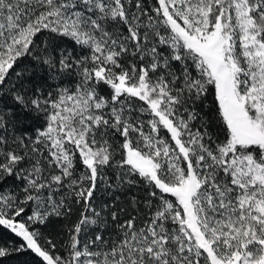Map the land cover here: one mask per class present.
Listing matches in <instances>:
<instances>
[{
  "label": "snow or ice",
  "instance_id": "snow-or-ice-1",
  "mask_svg": "<svg viewBox=\"0 0 264 264\" xmlns=\"http://www.w3.org/2000/svg\"><path fill=\"white\" fill-rule=\"evenodd\" d=\"M5 94L0 264H264V0H0Z\"/></svg>",
  "mask_w": 264,
  "mask_h": 264
},
{
  "label": "trees",
  "instance_id": "trees-1",
  "mask_svg": "<svg viewBox=\"0 0 264 264\" xmlns=\"http://www.w3.org/2000/svg\"><path fill=\"white\" fill-rule=\"evenodd\" d=\"M149 7H151L154 3V0H145ZM32 62L25 60L21 63L18 71L23 70L26 65H30ZM28 71H32L29 67ZM25 79L27 80V74H25ZM33 83H41L42 79L39 74L34 75L32 78ZM49 83H55L56 81L49 80ZM68 86V85H66ZM0 110H10L15 113L16 117L19 121L23 122L24 127L27 128L28 135H33L34 130L43 124L41 119L32 117L30 114L23 113L14 103L12 97L10 95L5 94L2 98H0ZM203 113H208L212 116L215 114V102L214 97L209 96L203 103ZM114 183L115 181L112 180ZM13 185V181L11 178L6 181L5 191L11 189ZM144 190L140 185H132L126 186L124 190L119 192H106L103 188L99 193L96 194V203L97 205L104 204L107 206L108 210H119L121 208L127 209V212H132L133 209L131 207V200L133 197H143ZM142 206V205H141ZM81 208L79 206H73V213L70 216V219H53V222L46 228L44 231L46 233H51L53 237L57 235V233L63 232V226L65 224H71L77 220ZM126 213H122V216H125ZM14 235L8 232L6 229L0 228V240L3 241H16ZM5 264H38V259L32 253H24L17 256H13L9 260L5 261Z\"/></svg>",
  "mask_w": 264,
  "mask_h": 264
}]
</instances>
